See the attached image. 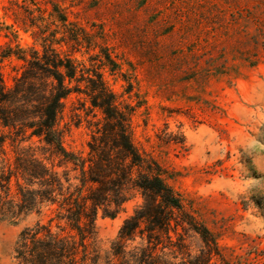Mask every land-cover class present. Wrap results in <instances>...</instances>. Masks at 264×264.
Wrapping results in <instances>:
<instances>
[{
    "label": "rangeland",
    "instance_id": "1",
    "mask_svg": "<svg viewBox=\"0 0 264 264\" xmlns=\"http://www.w3.org/2000/svg\"><path fill=\"white\" fill-rule=\"evenodd\" d=\"M43 55L77 66L55 123L66 150L86 157L103 122L86 95L97 71L130 112L135 146L167 171L185 214L213 233L223 258L264 264V0H0L7 90ZM141 203L132 191L114 217L98 211L89 250L101 262L115 260L119 228ZM38 218L46 216L0 219V264H19L18 234ZM177 232L158 253L185 264L203 243L186 224ZM145 244L127 242V257Z\"/></svg>",
    "mask_w": 264,
    "mask_h": 264
},
{
    "label": "trees",
    "instance_id": "2",
    "mask_svg": "<svg viewBox=\"0 0 264 264\" xmlns=\"http://www.w3.org/2000/svg\"><path fill=\"white\" fill-rule=\"evenodd\" d=\"M27 62L10 91L0 72V103H7L0 106V219L46 216L19 232L13 249L19 264H171L158 251L175 245L173 236L178 239L177 227L183 224L203 243L185 264H232L213 233L185 214L181 197L166 182L167 171L135 146L130 112L118 106L97 71L86 95L103 122L95 124L83 157L64 148L55 128L62 100L74 92L70 84L77 80V66L49 55ZM34 112L36 121L30 117ZM132 191L142 203L119 228L111 249L115 260L101 262L99 252L89 250L97 213L114 217ZM136 237L146 244L127 257L126 243Z\"/></svg>",
    "mask_w": 264,
    "mask_h": 264
}]
</instances>
